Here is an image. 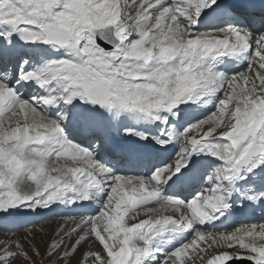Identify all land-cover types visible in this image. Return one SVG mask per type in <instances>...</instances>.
I'll return each instance as SVG.
<instances>
[{"label": "snow or ice", "instance_id": "snow-or-ice-1", "mask_svg": "<svg viewBox=\"0 0 264 264\" xmlns=\"http://www.w3.org/2000/svg\"><path fill=\"white\" fill-rule=\"evenodd\" d=\"M0 264H264V0H0Z\"/></svg>", "mask_w": 264, "mask_h": 264}, {"label": "rangeland", "instance_id": "rangeland-1", "mask_svg": "<svg viewBox=\"0 0 264 264\" xmlns=\"http://www.w3.org/2000/svg\"><path fill=\"white\" fill-rule=\"evenodd\" d=\"M58 222L59 221L57 219H52L51 222H42L40 226L51 232L56 228Z\"/></svg>", "mask_w": 264, "mask_h": 264}, {"label": "bare ground", "instance_id": "bare-ground-1", "mask_svg": "<svg viewBox=\"0 0 264 264\" xmlns=\"http://www.w3.org/2000/svg\"><path fill=\"white\" fill-rule=\"evenodd\" d=\"M257 215H259V214H257Z\"/></svg>", "mask_w": 264, "mask_h": 264}]
</instances>
